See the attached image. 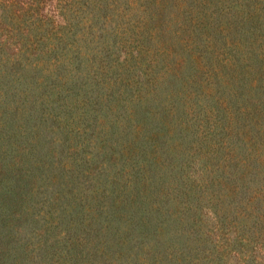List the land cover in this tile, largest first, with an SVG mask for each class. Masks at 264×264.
I'll list each match as a JSON object with an SVG mask.
<instances>
[{
    "label": "trees",
    "instance_id": "trees-1",
    "mask_svg": "<svg viewBox=\"0 0 264 264\" xmlns=\"http://www.w3.org/2000/svg\"><path fill=\"white\" fill-rule=\"evenodd\" d=\"M32 255L264 264V0H0V264Z\"/></svg>",
    "mask_w": 264,
    "mask_h": 264
},
{
    "label": "rangeland",
    "instance_id": "rangeland-1",
    "mask_svg": "<svg viewBox=\"0 0 264 264\" xmlns=\"http://www.w3.org/2000/svg\"><path fill=\"white\" fill-rule=\"evenodd\" d=\"M27 229H29L28 227H26ZM26 230V229H25ZM23 237H29V236H31L32 235V233L28 230L27 232H23ZM32 240H35V239H33L32 238ZM33 259H34V256L32 255L29 259H25V260H23V259H21V260H23L22 262H21V264H37V262H38V258L35 260V261H33ZM2 261V260H1ZM11 260H8L7 261V263L6 264H9V262H10ZM14 264V263H13Z\"/></svg>",
    "mask_w": 264,
    "mask_h": 264
}]
</instances>
